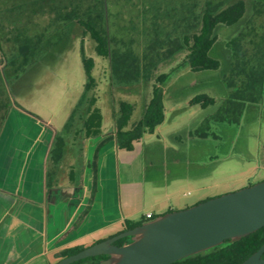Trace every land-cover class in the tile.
I'll use <instances>...</instances> for the list:
<instances>
[{"label": "crops", "instance_id": "0c3cea01", "mask_svg": "<svg viewBox=\"0 0 264 264\" xmlns=\"http://www.w3.org/2000/svg\"><path fill=\"white\" fill-rule=\"evenodd\" d=\"M235 36H230V40L239 35ZM251 40L247 36L242 44L248 51L241 56L245 63H233L229 49H224L218 58L222 66L213 71L215 79L195 81H208L209 86L203 88L206 95V91L222 90L220 95L210 92L209 96L217 101L210 113L211 107L189 105L194 96L184 92L195 82L184 77L191 71L184 69L177 73L166 87L164 123L136 143L132 152L117 147L115 103L105 116L98 100L97 107L102 113L100 135L84 138L81 133L75 140L72 131L68 132L67 138L73 144L69 148L61 147L63 154L59 148V156L54 159H51V150L57 137L67 133L68 118L55 127L51 118L42 120L21 108L11 107L0 133V264H53L55 260L58 262L63 250L80 245L90 247L120 234L125 221L136 223L145 220L147 214L158 217L186 209L247 187L251 182L264 181L261 173L264 172V142L260 140V149L249 132L244 139L239 135L244 130L247 106L259 102L253 100L255 96L261 98L260 102L264 97V64L255 61L259 54ZM226 65L235 70L230 82L222 75ZM255 70L259 78L263 75L259 96L252 90L246 91L252 87L250 79ZM212 83L214 86H210ZM240 89L244 91L238 94ZM113 92H124V89ZM226 100L245 104L240 123L215 118L216 110ZM189 109L192 110L188 112ZM191 113L200 118L192 126L187 122ZM211 122L226 137L233 138L228 143L227 158L217 153L207 155V150H215L223 140L210 132ZM135 123L130 121L127 129ZM99 146L97 192L88 213L75 229L74 225L89 205L92 164ZM237 149L246 154L244 162L252 152H260L255 155H261L260 165L250 161L242 165L231 160L234 159L232 151Z\"/></svg>", "mask_w": 264, "mask_h": 264}, {"label": "trees", "instance_id": "16d2710c", "mask_svg": "<svg viewBox=\"0 0 264 264\" xmlns=\"http://www.w3.org/2000/svg\"><path fill=\"white\" fill-rule=\"evenodd\" d=\"M154 1L152 3L151 0L140 1L139 26L137 27V22L131 20L130 26L126 28H131L130 31H134L136 35L124 39L118 35V32L112 30L109 0H15L13 3L0 0V54L5 56L4 71L10 68L13 74H17L20 69H25L37 62L46 32L50 29L56 31L59 27H66L76 22L95 41L96 55L109 60L111 89H124L125 91L128 88L143 86L144 83L150 84V95L145 103L143 115L132 128L127 129L134 113L133 104L120 100L117 103V111L113 114L117 129V147L121 151L132 152L136 143L141 142L146 135L153 134L164 123L166 118L165 93L169 81L184 69H189L193 73L218 71L222 62L213 56L219 40L216 30L240 23L242 25L246 13L244 0L235 2L234 0H204V3H200V0H187V8L181 9L182 16L176 19L177 17L167 11L159 0ZM260 3L257 15L264 14V2ZM131 4L137 9V2H131ZM45 13L52 15L48 28L32 30L31 26H37L34 17ZM167 23L170 25L168 26ZM245 25L246 28L245 26L240 27L239 36L227 43L231 60L238 64L242 62L241 56L243 57L248 52L243 46L248 36L252 39L251 43L256 49L255 52L259 54L255 61L259 65L264 64V24L259 25L258 28L254 21L250 25L247 23ZM137 30L140 38H137ZM259 36L261 38L255 43ZM182 52H185L184 59L169 73L157 72L160 64L173 61ZM80 54L86 79L83 92L65 125L67 133L55 140L51 150V159L59 156L57 154L59 148H69L72 142L67 138L68 132L72 131L75 140L81 133L84 138L97 137L101 133L102 113L97 107L98 99L93 92L96 87V79L93 76L95 60L86 55L83 42L80 45ZM245 62L244 59L242 63ZM234 72V69H230L229 74L225 76L227 82H230V77ZM261 76L259 78L255 70L253 78L250 79L252 87L246 91L252 90L254 95H261ZM0 88L1 133L9 104L5 99L1 84ZM240 90L238 94L243 89ZM253 100L257 102L261 98L255 96ZM216 103L215 98L206 94L196 95L189 101L190 106H199L202 109L215 106ZM244 106V103L226 100L218 107L215 118L240 123ZM99 150L100 146L96 150L92 164L93 188L89 205L74 225L75 229L88 213L97 192L96 165ZM61 151L63 154L62 148ZM252 185V183L248 184V186ZM155 218L136 223L125 221L120 233ZM127 240L128 238L121 239L116 242V245L122 246ZM263 244L264 227L239 241L227 240L220 246L173 264H241L257 252ZM86 248L80 245L63 250L58 256V261ZM107 258L108 256L89 257L73 264H99Z\"/></svg>", "mask_w": 264, "mask_h": 264}, {"label": "rangeland", "instance_id": "374dc122", "mask_svg": "<svg viewBox=\"0 0 264 264\" xmlns=\"http://www.w3.org/2000/svg\"><path fill=\"white\" fill-rule=\"evenodd\" d=\"M9 3H13L15 0H6ZM137 2V9L131 4ZM109 0V5L112 12L111 21L113 22L112 30L118 32V35L124 39L131 38L135 36L134 31H130L131 28L126 29L130 26L131 20L137 22V27L140 24L139 5L141 0ZM154 0H151V3ZM165 9L174 15V17L182 16L180 13L181 9L187 8V0H159ZM237 0H234L235 2ZM246 2V13L242 20V25L237 24L232 27H222L217 28L216 34L219 36L217 49L213 53V56L220 58L219 52L227 49V43L230 41V36H238L241 32L240 27L246 28L247 25L254 24L258 28L259 25L264 24V14L257 15V10L259 9L261 3L264 0H244ZM156 3V1H154ZM200 3H204V0H200ZM150 4V3H149ZM147 8L149 6H146ZM263 7V5H262ZM52 15L50 13L40 14L34 17V21L37 26H31L32 30L48 28L50 25ZM252 21V22H251ZM166 22V21H165ZM169 26L170 24L167 23ZM37 27V28H36ZM50 28V27H49ZM170 28V27H169ZM139 29V28H137ZM246 30V29H245ZM48 31V30H47ZM137 30V38H140ZM262 35V34H261ZM45 41L40 49V55L37 62L33 63L31 66L25 69H20L17 74H13L12 69L4 71L5 67V56L0 54V84L4 89L5 99L9 104L8 113L11 107L21 108L24 111L40 117L42 120H49L51 118V123L55 127H59L61 121L69 118L71 112L77 104V100L81 97L85 84V71L80 54L81 42L84 44L86 55L95 60V68L93 70V76L96 79V87L94 89V95L97 97L99 102V107L104 112L105 116L110 110L114 103L117 109V103L120 100H125L130 102L134 106V113L132 115L131 121L137 122L141 119L144 106L150 95V84L144 83L143 86L132 87L126 89L124 92H113L110 87V62L108 59L98 57L95 52L96 43L91 38L90 34L87 33L79 24L73 22L66 27H59L58 29H50L45 34ZM235 36V37H236ZM185 57V52L180 53L176 56L173 61L167 63H162L159 65L158 73H169L174 67L177 66ZM230 67L226 65L222 71V75L229 74ZM215 72L205 71L200 73L189 72L184 79L190 82H195L202 79L209 80L211 82L215 79ZM232 77V76H231ZM229 81H232L231 79ZM190 84L185 95L195 96L198 94H204L203 88L209 86L208 81L206 83ZM215 83V82H214ZM214 83L210 86H214ZM218 87V86H217ZM1 89V88H0ZM213 91V90H212ZM206 91L208 95L213 93L214 95H220L222 93L221 89L217 92ZM166 95V93H165ZM171 95V92L168 94ZM114 98V99H113ZM76 103V104H75ZM110 103V104H109ZM248 111L243 118V132L239 133L241 139H244L246 134L251 135L254 144L259 145L261 149L260 140L264 142V97L262 102H257L254 104H249L247 106ZM215 108L211 107L209 113ZM192 109H189L190 112ZM217 111V110H216ZM193 112V111H192ZM194 114L191 113L187 122L192 123L194 120H199ZM213 122V121H212ZM211 122V123H212ZM212 123L211 133L217 134L221 137L222 144H227L224 148L215 147V150H207V155L209 153H217L221 157L225 158L229 153V142L231 137H226L222 130L217 129V125ZM205 127V126H204ZM202 127V131L204 130ZM219 128H223L220 127ZM248 134V135H249ZM233 135V134H232ZM212 136V135H211ZM257 141V142H256ZM218 144V143H217ZM258 147V148H259ZM256 153L252 152L251 156H247L249 160L244 162V155L240 149L233 150L232 156L238 164L246 163L247 161L253 162L260 165V154L255 156ZM252 156L254 158H252ZM227 158V157H226ZM259 158V159H258ZM264 175V172H261ZM254 181V180H253ZM253 185L255 182H251ZM250 183V184H251ZM191 192V190H188ZM192 199L191 197H188ZM55 260L54 263H56ZM53 263V264H54Z\"/></svg>", "mask_w": 264, "mask_h": 264}, {"label": "water", "instance_id": "95a60500", "mask_svg": "<svg viewBox=\"0 0 264 264\" xmlns=\"http://www.w3.org/2000/svg\"><path fill=\"white\" fill-rule=\"evenodd\" d=\"M264 227V181L168 212L54 264L108 256L99 264H173ZM130 243L116 245L121 239ZM264 244L241 264H264Z\"/></svg>", "mask_w": 264, "mask_h": 264}, {"label": "built area", "instance_id": "2783aa9c", "mask_svg": "<svg viewBox=\"0 0 264 264\" xmlns=\"http://www.w3.org/2000/svg\"><path fill=\"white\" fill-rule=\"evenodd\" d=\"M152 217H153L152 214H147L145 219H150Z\"/></svg>", "mask_w": 264, "mask_h": 264}, {"label": "flooded vegetation", "instance_id": "af4514ba", "mask_svg": "<svg viewBox=\"0 0 264 264\" xmlns=\"http://www.w3.org/2000/svg\"><path fill=\"white\" fill-rule=\"evenodd\" d=\"M131 242V238H128L127 242L126 243H130Z\"/></svg>", "mask_w": 264, "mask_h": 264}]
</instances>
